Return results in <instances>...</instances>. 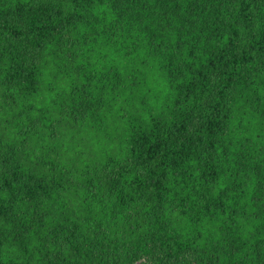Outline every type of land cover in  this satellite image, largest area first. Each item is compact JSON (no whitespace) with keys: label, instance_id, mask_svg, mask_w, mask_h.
Listing matches in <instances>:
<instances>
[{"label":"trees","instance_id":"trees-1","mask_svg":"<svg viewBox=\"0 0 264 264\" xmlns=\"http://www.w3.org/2000/svg\"><path fill=\"white\" fill-rule=\"evenodd\" d=\"M172 259L264 264V0H0V264Z\"/></svg>","mask_w":264,"mask_h":264},{"label":"rangeland","instance_id":"rangeland-1","mask_svg":"<svg viewBox=\"0 0 264 264\" xmlns=\"http://www.w3.org/2000/svg\"><path fill=\"white\" fill-rule=\"evenodd\" d=\"M155 253H157V251H158V249L155 247ZM184 257H182L181 258V260L183 259ZM151 258H150V256H145L142 260L144 261H146V260H150ZM185 259H183V261H184ZM183 261H181V262H179V261H177V260H175V259H172V260H170V261H167L166 262V264H183Z\"/></svg>","mask_w":264,"mask_h":264}]
</instances>
